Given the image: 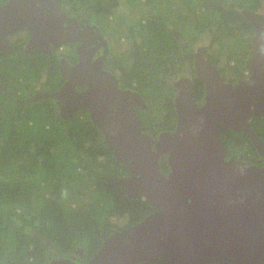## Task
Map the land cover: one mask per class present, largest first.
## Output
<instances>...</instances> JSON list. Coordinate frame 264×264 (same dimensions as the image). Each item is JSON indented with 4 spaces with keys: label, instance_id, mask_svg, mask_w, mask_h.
<instances>
[{
    "label": "trees",
    "instance_id": "16d2710c",
    "mask_svg": "<svg viewBox=\"0 0 264 264\" xmlns=\"http://www.w3.org/2000/svg\"><path fill=\"white\" fill-rule=\"evenodd\" d=\"M64 1L88 9L86 18L99 23L100 18L116 14L123 3ZM200 1L201 5L206 3L207 13L198 6V0H127L130 15L121 20L118 28L109 24L116 31H109L112 67L121 83L139 91L149 103L151 114L144 113L143 120L152 128L175 127L176 89L168 75L185 59L187 47L182 38L195 41V45L210 39L208 56L227 80H238L251 70L255 28L242 9L264 11V0H223V15L211 0ZM141 3L149 10L143 12ZM133 9L138 17L132 15ZM124 23L129 27H123ZM116 33L118 39H130L128 55L132 59L115 55L112 34ZM224 34L226 39L222 38ZM225 49H229L228 61L221 66L220 52ZM16 51L26 56L21 47ZM188 52L193 58L190 48ZM50 59V55H43L32 62L27 58L12 60L0 69L3 73L26 72L33 79L35 74H46V80L59 75L57 60L54 66ZM16 84L17 80H10L11 86ZM43 86L41 90L51 88ZM195 94L197 99L204 97V82L199 77L195 79ZM3 96L7 110L0 113V264H47L56 254L68 256L79 248L85 250L88 260L102 245L103 233L109 235L133 225L157 209L149 198L130 197L122 186L103 178L125 174L128 169L89 118L85 127L81 126L84 120L78 118L60 123L54 118L53 107L48 109L49 101L27 104L22 111L15 109V102L9 109ZM251 125L264 138V113L254 115ZM222 138L227 150L239 160L257 153L246 132L227 128ZM121 216L128 217L124 225L118 224ZM139 264L162 263L146 260Z\"/></svg>",
    "mask_w": 264,
    "mask_h": 264
},
{
    "label": "water",
    "instance_id": "95a60500",
    "mask_svg": "<svg viewBox=\"0 0 264 264\" xmlns=\"http://www.w3.org/2000/svg\"><path fill=\"white\" fill-rule=\"evenodd\" d=\"M242 12L255 28L250 72L237 82L227 81L204 45L196 54V68L206 86V101L199 106L193 83L185 84L175 96L176 129L164 132L155 147L134 106L148 104L138 91L120 89L116 75L109 94L100 90L111 99L107 108L106 101L89 103L76 96L77 104L90 106L107 145L131 171L130 176L103 178L157 207L133 225L103 233V243L88 264H264V167L237 165L222 138V131L232 128L246 132L259 151L264 146L250 123L253 115L264 113V13L251 8ZM48 15L43 0L0 4V49L11 48L8 35L27 26L33 37L27 51H45L49 39L54 41ZM71 70L83 74L80 63ZM49 94L36 93L32 100ZM163 153L169 154L168 174L161 170ZM49 264L75 263L68 257Z\"/></svg>",
    "mask_w": 264,
    "mask_h": 264
},
{
    "label": "flooded vegetation",
    "instance_id": "af4514ba",
    "mask_svg": "<svg viewBox=\"0 0 264 264\" xmlns=\"http://www.w3.org/2000/svg\"><path fill=\"white\" fill-rule=\"evenodd\" d=\"M8 1L9 0H0V4L7 3ZM33 1L39 3V0H33ZM43 3H44V7H46L49 12L48 21L52 25L51 28L54 32V36H53L54 41L49 39V44L43 46L45 51L42 50L38 51V48L36 47H32L30 50L27 51L28 43L33 39V37L31 30L27 26H23L22 28H19L15 32L10 33L8 35V40L10 42L11 48L5 50L0 49V66H2L3 64L6 66V64L12 62V60L26 61L27 58V61L32 62L35 61L36 59L41 58L43 55H50L51 57L50 61L53 63L54 66H55L54 63L57 60L56 63L58 65L59 75H57L56 77L52 76L45 80L44 77H46V74L44 76H39L35 74L33 79V77L28 76L26 72H16L12 74L8 71L7 73H3L2 70L0 69V105L4 107L2 101L5 100L4 99L5 96H3V94L6 95V102H8L7 105L10 106L9 109L12 108L17 103V107L15 109H19L22 111L27 104L30 105L38 101H42L46 103L49 101L50 108L48 107V109L50 110L51 107H53V111L55 114L54 118H56L57 122L67 124L68 122L73 121V119L78 118L80 120H84L85 123H81V126L83 125L85 127L87 125V118H89V120L92 121L93 124H96L92 119L93 116L91 113L90 106L86 103L77 104L78 101L76 96L78 95L82 96L81 99L82 100L84 99L89 103H93L94 101H96V103H100L101 101H106L107 106H104V108H107L108 105L110 104L111 99L105 96L100 90L104 89L109 94V92L113 90V88H115L112 87L113 83L115 82L112 77L113 74L116 75V77L119 80L118 87L120 89H122L123 91L127 89L135 90L130 86L121 83L120 75L115 71L114 67H112L113 65L110 64L111 55L109 53L110 50L112 52V49L110 48L111 43L109 40L110 39L109 31L112 32H116V31L109 25L110 24L109 18L108 19L100 18V20H102L100 21V23L95 20H88L86 18V15L88 14V9L82 7L77 8L71 2H66L64 0H43ZM255 11L259 13H264V11L262 10L261 11L255 10ZM102 25H105L106 27L103 28ZM112 35H113L112 36L113 45L119 43L121 40L127 41V38L124 36L118 39V33ZM182 41L184 43V46L186 45L185 47H187V53H185L186 55L185 59L183 58V62L181 66H179L178 69H176L175 71L170 72L168 77L170 78V80H172V85L176 89L175 96L180 91V89L184 87L185 84L187 85L191 81L193 83L192 85L193 97L197 101V104L200 106L206 101V86L204 83V97L201 99H197L195 94V79L199 77V75L197 73V68H196V58H197L196 54L197 52L200 51L201 48L204 47V45H207L209 48L210 44L209 43L206 44L203 42V43H196L195 45V41L190 43L185 37L181 39V42ZM20 47L21 49H23L22 53H25L26 56H23V54L18 53L16 51ZM189 48L190 51H192L193 58L190 57V54L188 52ZM14 54H16V56ZM19 54L20 56H18ZM207 56H208V50H207ZM66 62L68 63V65L66 64ZM79 63L83 67L82 76L81 73L79 75H76L75 73L71 72L72 71L71 67L76 66ZM3 68L6 69L7 67H3ZM50 72H53V67L52 70H50ZM106 72L107 73L109 72V75L105 74ZM249 72H250L249 70H246V73ZM81 79L84 80L82 81ZM10 80L11 81L17 80V84L11 86ZM227 81L237 82V80L234 81L227 80ZM89 82L91 85L89 84ZM31 84H36V87L34 88V86H32V88H30ZM43 85H48L51 88L49 89L45 88L44 90H41V88L44 87ZM14 92L17 93V95L19 94L18 97L12 96ZM41 92H48L50 94L47 97H42L37 100H32V98L36 95V93H41ZM54 92H57L58 94L56 96L51 95V93ZM115 98L118 97L116 96ZM143 99L145 100L144 97ZM14 102L15 104L13 105ZM146 103L148 104L147 107L138 105L136 103H134V106L136 108V113L140 120L143 132L147 136L151 137V139L153 140L152 145L153 147H155L157 141L163 138L162 134L164 132L171 133L176 129L177 118L175 122V127L173 129L159 130L156 127L152 128V124L150 123L146 124L145 121L143 120L144 113L151 114L149 113L150 105L147 101ZM6 110L7 109L4 107L3 112H6ZM253 116L251 117V120ZM100 130L102 131L101 128ZM104 135L107 143L106 134ZM262 139L264 140V138ZM109 147L112 148L111 146ZM261 149L262 150L260 151L256 149L257 153H249L250 156L248 155V159H243V160H239L229 151L228 153L229 155L235 158L236 164L239 166L256 165L259 167H264V146ZM114 155H115V151H114ZM115 157L117 158V156ZM168 157H169L168 153H163L159 158L161 162V170L166 174H168L171 171V168L168 163ZM121 162L125 164L123 161ZM167 167H169V169ZM126 168L128 169V172L119 176H130L131 171L128 168V166H126ZM68 257L72 258L75 264H88L90 260V258L87 260L85 250L83 248L81 249L79 248L76 250L74 254L68 256L60 257L58 256V254H56V257H52L47 264H49L55 258H68ZM209 264H219V263L210 262Z\"/></svg>",
    "mask_w": 264,
    "mask_h": 264
},
{
    "label": "rangeland",
    "instance_id": "374dc122",
    "mask_svg": "<svg viewBox=\"0 0 264 264\" xmlns=\"http://www.w3.org/2000/svg\"><path fill=\"white\" fill-rule=\"evenodd\" d=\"M127 0H123V3H122V5L121 6H119L117 9H116V14H114V15H111L110 16V25L112 26V27H115V28H118L119 27V25H120V23H122V19H124L125 18V16L127 15V16H129L130 15V9H129V7H128V3L126 2ZM204 2V1H203ZM211 2H212V4H213V6L215 7V6H217L218 7V10H219V12H221V14L220 15H223V10H224V7H225V2H223V0H211ZM142 4V3H141ZM198 6H201V8H202V10L205 12V13H207L208 12V9H207V6H205L206 5V3H204V5H201L202 3H201V1L199 2V0H198ZM142 5H144V4H142ZM140 6L141 5H138V7H137V9L139 10V8H140ZM149 6H143V12L145 11V10H149ZM136 9V8H135ZM136 9V10H137ZM134 10V9H133ZM136 10H134L133 11V14L132 15H135V16H139V13L136 11ZM207 11V12H206ZM141 15V14H140ZM132 20V19H131ZM217 21H219V19L217 20ZM220 22V21H219ZM118 23V24H117ZM122 26L123 27H126V26H128L129 27V24L128 23H124V24H122ZM127 29V28H126ZM222 38L223 39H226L227 38V34H224L223 36H222ZM130 39H127V41H125V40H121L119 43H116L115 45H114V48H113V51H114V53H115V55H117V56H121V57H125L126 58V60H129V59H132V57L130 56V55H128V53H129V44H130V41H129ZM209 41H210V39H209ZM208 41V42H209ZM206 44H208V42L205 40L204 41ZM210 44V43H209ZM239 47V46H238ZM227 48V47H226ZM214 51V50H213ZM220 54H221V58H220V61H219V64L221 65V66H224V65H226L227 64V61H228V54H229V49H225L224 51H223V53L222 52H220ZM111 65H112V63H110ZM17 88V87H16ZM19 95V94H18ZM18 95H17V93H15L14 92V94L12 95L13 97H18ZM3 111H4V107L3 106H1L0 105V113H3ZM159 111V110H158ZM164 110H160L159 111V113H161V112H163ZM127 219H128V217L127 216H121V217H118V224H120V225H124L126 222H127Z\"/></svg>",
    "mask_w": 264,
    "mask_h": 264
}]
</instances>
